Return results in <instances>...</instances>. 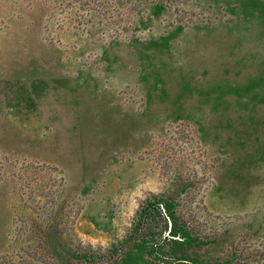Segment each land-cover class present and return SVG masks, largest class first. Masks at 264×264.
I'll use <instances>...</instances> for the list:
<instances>
[{
  "label": "rangeland",
  "instance_id": "obj_1",
  "mask_svg": "<svg viewBox=\"0 0 264 264\" xmlns=\"http://www.w3.org/2000/svg\"><path fill=\"white\" fill-rule=\"evenodd\" d=\"M0 264H264V0H0Z\"/></svg>",
  "mask_w": 264,
  "mask_h": 264
},
{
  "label": "flooded vegetation",
  "instance_id": "obj_2",
  "mask_svg": "<svg viewBox=\"0 0 264 264\" xmlns=\"http://www.w3.org/2000/svg\"><path fill=\"white\" fill-rule=\"evenodd\" d=\"M169 228H170V230H171V225H169ZM169 236H170V235H167V236L163 235L164 238H169V240H172V239H170ZM170 244H171V243H170Z\"/></svg>",
  "mask_w": 264,
  "mask_h": 264
}]
</instances>
